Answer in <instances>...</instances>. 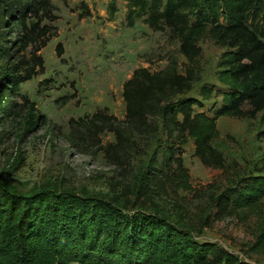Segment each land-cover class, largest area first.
Instances as JSON below:
<instances>
[{
  "label": "trees",
  "instance_id": "1",
  "mask_svg": "<svg viewBox=\"0 0 264 264\" xmlns=\"http://www.w3.org/2000/svg\"><path fill=\"white\" fill-rule=\"evenodd\" d=\"M67 1V0H64ZM127 25L142 19L154 31H168L187 59L184 70H134L123 85L125 120L140 127L159 115L166 139L161 159H156L141 186L152 196L156 188L176 183L191 188L184 164V145L193 139L194 154L202 164L221 168L225 159L212 141L219 135L223 116L264 121V0H126ZM86 8L81 17L90 16ZM52 0H0V113L8 119L28 115V126L45 124L22 84L45 72L40 51L53 37ZM110 18L116 0L108 5ZM212 39L225 48L218 84L206 83L199 97L192 91L202 54L199 42ZM63 54L62 44L56 47ZM65 101L70 97H64ZM208 109L205 104L214 99ZM117 120L105 110L96 111L88 123L100 131ZM264 136V130L261 132ZM264 202V158L261 167L239 178L214 200L216 219L239 216ZM264 253V228L250 246ZM0 264H251L220 245L200 241L159 213L125 210L96 197L46 189L19 193L0 179Z\"/></svg>",
  "mask_w": 264,
  "mask_h": 264
},
{
  "label": "rangeland",
  "instance_id": "2",
  "mask_svg": "<svg viewBox=\"0 0 264 264\" xmlns=\"http://www.w3.org/2000/svg\"><path fill=\"white\" fill-rule=\"evenodd\" d=\"M82 1L90 16H80L86 11ZM111 1L52 0L56 19L43 23L53 27L54 35L40 51L45 72L22 84V93L37 108L33 113L43 114L46 121L29 130L26 113L8 119L0 113V179L19 193L53 189L103 199L129 211H155L197 240L214 242L251 264H264V253L250 249L264 228V202L243 210L241 217L218 220L214 210L219 194L263 164L261 115L217 120L219 135L212 145L225 159L221 168L202 164L194 154L193 139H188L183 157L190 189L172 182L154 189L152 196L141 194L151 165L161 159L166 133L159 115L148 127L125 120L123 85L137 68L182 72L187 59L168 31H154L142 19L128 26L126 0H116L117 13L111 19ZM199 45L197 78L188 93L196 97L203 84L219 83L225 51L208 37ZM214 100L207 101L204 109ZM98 110L117 118L113 127L123 132L124 139L115 149H107L118 142L108 126L100 131L88 123Z\"/></svg>",
  "mask_w": 264,
  "mask_h": 264
}]
</instances>
